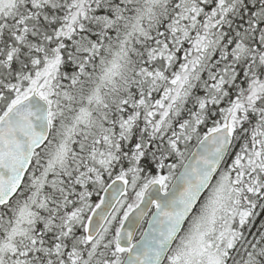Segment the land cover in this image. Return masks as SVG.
<instances>
[{
  "label": "snow or ice",
  "instance_id": "obj_1",
  "mask_svg": "<svg viewBox=\"0 0 264 264\" xmlns=\"http://www.w3.org/2000/svg\"><path fill=\"white\" fill-rule=\"evenodd\" d=\"M0 264H264V0H0Z\"/></svg>",
  "mask_w": 264,
  "mask_h": 264
}]
</instances>
